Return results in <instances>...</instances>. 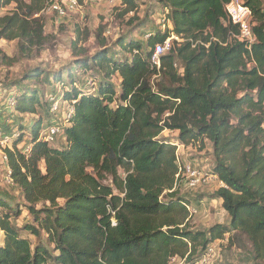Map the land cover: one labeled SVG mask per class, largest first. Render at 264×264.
<instances>
[{"label": "trees", "instance_id": "trees-1", "mask_svg": "<svg viewBox=\"0 0 264 264\" xmlns=\"http://www.w3.org/2000/svg\"><path fill=\"white\" fill-rule=\"evenodd\" d=\"M50 1L0 0V40L16 43L11 64L52 47L55 38L40 15ZM119 1L121 16L136 12V0ZM153 1L172 27L153 29L145 52L140 43L119 41L127 59L96 53L91 60L105 81L95 93L75 88L69 71L67 83L62 74L53 76L65 90L63 101L74 103L60 145L39 140L53 122L50 100L41 103L38 91L15 88L11 113L37 117L29 138L19 127L3 151L11 172V184H5L21 194L32 221L17 227L13 220L21 210L0 192V264H194L225 236L227 248L264 264L262 1L243 0L253 17L249 45L234 38L238 28L224 11L229 0ZM171 35L183 42L172 41L157 68L150 62L153 48ZM0 58L6 59L1 51ZM86 65L74 67L85 74ZM41 75L35 69L23 80ZM165 131L177 133L175 145L159 140ZM204 142L212 146L210 174L224 185L208 198L221 202L229 223L194 231L186 224L187 201L176 189L182 179L175 153L178 145ZM108 179L112 185L104 184Z\"/></svg>", "mask_w": 264, "mask_h": 264}, {"label": "rangeland", "instance_id": "rangeland-1", "mask_svg": "<svg viewBox=\"0 0 264 264\" xmlns=\"http://www.w3.org/2000/svg\"><path fill=\"white\" fill-rule=\"evenodd\" d=\"M136 1L138 3L136 12L125 17L121 16L123 8L119 0H107L100 5H87L80 13L72 14L62 20H56L52 14H43L45 32L52 35L55 39L50 49L42 51L34 59H20L11 64L10 59L17 55L16 43L0 40V51L6 57V59L0 58V133L10 137L12 134H17L19 127H21V129L26 128L24 137L29 138L28 129H30L31 123L37 117L29 115L18 116L11 113V110L5 109L6 97L15 94L17 86L20 85L23 88L38 91V96L42 99L41 103H44L47 98H54L58 95L60 89H62L59 87L61 84H53V76L62 74V81L67 83L66 75L69 71L74 76L78 90L91 92L92 88L96 90L99 82L105 81L103 73L91 60L96 53L107 52V58L110 60L127 59L129 55L122 51L120 45H118L119 41L140 43L145 52L146 36L149 31L156 28L163 31L165 28L172 27L167 22L165 23V28L162 27L164 15L163 12H159V7L153 0ZM261 1L264 9V0ZM12 8V6L7 7L1 14L7 13ZM131 19L133 20L131 21ZM83 61L87 64L85 74L81 73L80 68L74 67L75 63ZM176 67L180 70L181 63L178 62ZM35 69L42 71V75L38 80H23L25 75H30ZM45 77H47L49 85L44 83ZM110 80L116 93H118V78L114 76ZM151 81L154 82V78ZM64 91L62 90L60 94H63ZM50 93L52 94L51 96H49ZM68 104V102L62 103V111L65 112L66 109L71 108ZM58 124L61 125L62 123L58 122ZM61 140L62 137L56 138L50 146L56 147L60 145ZM159 140L175 145L177 143V133L165 131L159 136ZM25 141L27 142V140ZM10 145L11 141L4 143L0 140V192L5 193L9 197V204L12 207L18 206L20 208L21 215L13 222L21 229L26 223L31 222L32 218L22 208L25 202L21 194L12 186L5 184V166L1 163L4 149L9 148ZM180 157L187 162L197 161L196 165L199 169L208 174L210 173L213 162L210 143L204 142L203 147L200 145L185 147L180 150ZM119 174L122 178L124 177L121 170ZM215 182V180L212 182L213 190L217 189ZM104 184L112 185L109 179ZM203 187L202 185L196 191H185L182 182L178 181L176 184L179 196L181 195L185 198L187 207L190 209H194L190 202L192 200L198 201V194ZM200 197L203 200L204 195ZM58 203L62 204L63 201L60 200ZM195 210L197 213L186 220L187 226L194 231L204 230L213 225H227L229 223L227 214H224L221 207L215 204L212 198L204 200V206L195 207ZM177 217L179 218L180 216ZM226 218H228V222L225 224ZM22 233L24 234L23 231ZM0 235H2L1 231ZM30 239L32 242H36L34 238ZM226 239L227 236H225L224 240L216 241L215 243L219 256L216 264H255L244 253L227 248ZM173 264H177V262Z\"/></svg>", "mask_w": 264, "mask_h": 264}, {"label": "built area", "instance_id": "built-area-1", "mask_svg": "<svg viewBox=\"0 0 264 264\" xmlns=\"http://www.w3.org/2000/svg\"><path fill=\"white\" fill-rule=\"evenodd\" d=\"M107 0H85L83 3L79 4L76 0H51L48 2V4L44 7V9L41 11L40 15L43 14H52L56 20H62L66 19L68 16L80 13L87 5H100L106 2ZM224 11L229 18L230 22L237 26L238 28V34L234 36V38L239 42H246L247 45L253 43L254 41V34L252 32V26H253V17L252 12L250 8L245 5L243 0H229L228 3L224 6ZM167 12V11H166ZM132 14V13H130ZM162 27L165 28L164 20L162 23ZM149 35L146 36L148 38ZM171 41L176 42L178 45L183 42L182 39L171 35L170 38L166 39L163 43L156 44L153 48L152 55L150 57V62L152 65L159 68L160 64V57L164 56L168 53L170 47H171ZM92 85H94L93 82H91ZM58 85V84H55ZM73 86L75 88L77 87V84L74 83ZM60 87V86H59ZM61 88V87H60ZM62 89H60L58 95H56L54 98L51 97L49 100L51 102V105L49 107V113L52 115L53 122L50 125H47L43 128L42 132L40 133L39 140L45 142L48 145H51L56 138H59L64 128L68 126L67 121L71 118L73 113V102H68L69 106L71 108L66 109V111H62V103H65L63 101V94H60ZM92 92L95 91V88H92ZM4 106L8 110H13L15 106V99L13 95H9L6 97ZM58 120V121H57ZM62 123L61 125L58 124ZM17 134H12L10 137L7 135H4L3 133H0V140L4 143H8L15 138ZM10 139V141H9ZM184 146H177L176 149V164L179 168V176L182 180L183 186L185 191H196L199 187L202 185L210 186L214 182L217 184V188L224 187L222 182H219L216 178V176L211 175L210 173H206L199 169L193 161H185L180 157V150L184 149ZM29 146L26 145L24 147V151L28 152ZM6 157L3 154L2 157V165L5 166L6 164ZM1 167V165H0ZM5 168V182L6 184H11L10 180V170L8 167ZM186 210L188 212V218L193 217L197 211L195 208L190 209L186 206ZM215 243L210 244L207 249L205 250L204 254L198 261H196L194 264H216L218 260V253L215 248ZM171 263H176L174 259H172ZM177 264H184L182 261H179Z\"/></svg>", "mask_w": 264, "mask_h": 264}, {"label": "crops", "instance_id": "crops-1", "mask_svg": "<svg viewBox=\"0 0 264 264\" xmlns=\"http://www.w3.org/2000/svg\"><path fill=\"white\" fill-rule=\"evenodd\" d=\"M149 33H152V31H149L148 32V34ZM194 163H196L197 161H193ZM212 187H214L213 185H210V186H205V187H203V189L201 190V192L198 194V201H196V200H192L190 203H191V205H192V207H196V208H198V207H200V206H204V200H206V199H208V197H209V195H211L215 190H213V188ZM217 188V187H216ZM201 195H204V197H203V200L201 199ZM213 202L215 203V204H217L218 206H220L221 205V202L219 201V200H213ZM222 210V209H221ZM223 211V210H222ZM224 212V211H223ZM224 214H225V212H224ZM228 222V218H226V222H225V224ZM1 234L2 235H0V245H2V239H3V233L1 232Z\"/></svg>", "mask_w": 264, "mask_h": 264}]
</instances>
